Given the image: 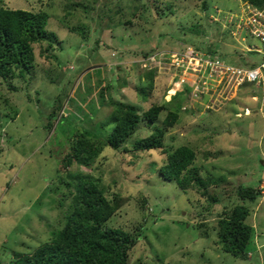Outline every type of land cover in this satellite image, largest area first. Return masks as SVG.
I'll use <instances>...</instances> for the list:
<instances>
[{"label":"rangeland","instance_id":"obj_1","mask_svg":"<svg viewBox=\"0 0 264 264\" xmlns=\"http://www.w3.org/2000/svg\"><path fill=\"white\" fill-rule=\"evenodd\" d=\"M204 2L209 10L202 9ZM214 7L221 10L218 24L209 21ZM235 7L236 0H0V8L46 13L45 29L54 34L51 42L33 46L29 74L0 78L4 264L13 262L12 250L34 249L62 228L80 172L98 179L109 203L120 202L106 226L138 237L130 264H264V84L231 94L211 90L192 97L193 104L180 96L179 111L178 100L170 102L184 85L181 78L194 80L197 45L216 48L233 65H241L243 51L245 60L261 59L245 52L260 46L257 40L242 42L244 35H231L234 27L221 23ZM185 61L186 72L178 66ZM195 83L187 86L189 95L196 93ZM112 102L132 104L140 115L163 104L179 113L163 143L169 151L188 146L196 153L191 172L181 178L185 188L159 176L167 162L164 150L133 149L153 133L144 122L124 149L104 147L91 168L73 163L59 169L76 136L88 131L96 141L111 133L114 124L105 122L115 110ZM242 185L261 191L256 201H245L246 222L253 227L245 260L225 254L216 236L223 210L242 204L236 191Z\"/></svg>","mask_w":264,"mask_h":264},{"label":"trees","instance_id":"obj_2","mask_svg":"<svg viewBox=\"0 0 264 264\" xmlns=\"http://www.w3.org/2000/svg\"><path fill=\"white\" fill-rule=\"evenodd\" d=\"M248 1L259 9L264 8V0ZM202 9H208L206 2L202 4ZM236 9L237 7L233 10ZM215 11L217 7H214ZM47 19V14L44 12L34 13L0 8V78L13 80L16 76L24 78L30 73L35 59L33 46L45 40L51 42L54 38V34L45 29ZM209 21L216 24L210 17ZM200 33H204L203 30ZM197 46L200 48L199 45ZM211 50L209 47L207 51L211 52ZM150 71L146 70V75L152 82L154 73ZM188 83H185L170 101L178 100L174 106L177 111L180 110L182 104V98L177 99L178 97L184 96L183 101L192 99L187 93ZM141 93L146 94V91L142 89ZM143 98L146 100L147 96L143 95ZM112 103L115 110L105 125L113 123L114 127L107 138L95 141L90 138L88 131L79 134L76 136L75 143L70 145L68 153L63 156L60 168H58L65 172L73 163L91 168L104 147L123 148L126 141L136 132V127L144 122L146 125H152L153 133L136 141L133 149L140 152L164 150L168 154L167 162L160 168L159 176L185 188L181 178L184 173L191 172L190 167L196 159V153L188 146L175 147L174 150L169 151L163 143L167 129L172 128L179 118V113L170 109L168 104H163L152 105L140 115L132 104ZM186 107L189 110L193 109L189 105ZM163 113L165 117L160 120ZM155 122L160 123L161 127L155 125ZM59 169L56 173L60 171ZM76 174L78 175H76L75 193L72 197L73 205L64 213L62 228L34 249L12 250L13 262L9 264H130L129 253L137 244L138 237L121 229L106 226L120 202L117 205L116 202L109 203L97 183L98 179L92 174H83V172ZM64 185L67 189L69 188L66 183ZM236 191L242 204L233 206L229 210H223L225 217L218 222L216 236L219 239L218 245H221L225 254L245 260L253 235V227L246 222L250 211L245 201L249 203L256 201L261 191L243 185L238 186ZM204 235L208 236L205 232ZM0 264L4 262L0 260Z\"/></svg>","mask_w":264,"mask_h":264},{"label":"built area","instance_id":"obj_3","mask_svg":"<svg viewBox=\"0 0 264 264\" xmlns=\"http://www.w3.org/2000/svg\"><path fill=\"white\" fill-rule=\"evenodd\" d=\"M237 1V12L230 15L227 18L229 24L234 25L239 34L244 33V37H241V41L244 42L247 39H255L258 41L260 46H250L246 48V53H253V55L261 56L258 61L244 60L243 65H233L227 63L225 59L217 53H212L203 49H197L195 47V56L192 62L198 65V70H194V66L190 69L195 71L193 77L196 81V93L190 94L192 96H206L211 90H229L230 92L236 91L243 84H256L259 85L264 80V8L259 9L253 6L248 0H236ZM217 15L212 17L213 21H217V17L220 13L216 11ZM252 47L254 49H252ZM243 54V55H242ZM244 56V52H242ZM241 56V57H242ZM179 60L178 57H175ZM244 58V57H243ZM161 59L166 63L168 60L166 54H161ZM190 58H187L189 60ZM247 62V63H246ZM186 61L178 66L181 71L186 70ZM188 66V65H187ZM185 79V80H184ZM186 82V78L183 77L179 80L181 84H192L193 79ZM221 82L219 85L218 83ZM190 86V85H189ZM191 87V86H190ZM206 90V92H201ZM200 91V92H199ZM214 104L207 105V109H212ZM247 110V109H246ZM249 113V112H246Z\"/></svg>","mask_w":264,"mask_h":264},{"label":"clouds","instance_id":"obj_4","mask_svg":"<svg viewBox=\"0 0 264 264\" xmlns=\"http://www.w3.org/2000/svg\"><path fill=\"white\" fill-rule=\"evenodd\" d=\"M236 7H237V1H236ZM218 10V9H217ZM220 11V13H219V15L221 14V10H219ZM237 12V9L236 10H232V11H227V15L223 18V19H221L222 20V22L221 23H225V25L229 28V30L231 31L232 30V28L234 27V25H232V24H229L228 22H227V18L230 16V15H232V14H234V13H236ZM216 15H217V12H216ZM216 15H212V17H214V16H216ZM219 15H218V17H217V21L219 20ZM222 15H223V13H222ZM212 19V18H211ZM213 21V20H212ZM214 22V21H213ZM216 23H219V22H216ZM235 28V27H234ZM231 35H232V31H231ZM238 36V35H237ZM239 37V36H238ZM197 49H201V48H198V47H196ZM203 50H206V49H203ZM207 51V50H206ZM244 52V51H243ZM239 53H241V52H239ZM239 56H240V58L242 59L241 61H239V63L241 64V65H243L244 63V60H245V57L243 58V57H241L242 55L241 54H239ZM260 84H264V82H261ZM259 84V85H260ZM243 85H256V84H248V83H246V84H243ZM243 85H241L240 87H242ZM239 87V88H240ZM239 88L236 90V91H238L239 90ZM191 96V98L193 97L192 95H190ZM190 98V99H191ZM255 98V97H254ZM185 100V99H184ZM191 104H193L192 103V100H191ZM245 110V113H246V111L248 110V108L247 107H245L244 108ZM247 109V110H246ZM206 110H212V109H207L206 108ZM248 114H250V113H248Z\"/></svg>","mask_w":264,"mask_h":264},{"label":"crops","instance_id":"obj_5","mask_svg":"<svg viewBox=\"0 0 264 264\" xmlns=\"http://www.w3.org/2000/svg\"><path fill=\"white\" fill-rule=\"evenodd\" d=\"M223 25H224V24H222V28H223ZM226 27H227V26L225 25L224 28H226ZM227 28H228V27H227ZM234 33H235L236 35H238V36H240V35H244V33L239 34V31H237L236 28H234V31L232 32V34H234ZM235 39H236V38H235ZM211 49H212V50H211L212 53H217V55L220 56V54H219V52L216 50V48L211 47ZM221 57H222V56H221ZM223 58H224V57H223ZM224 59H225V58H224ZM225 61H226V59H225ZM220 83H221V82H219L218 85H219ZM219 86H224V85H219ZM221 90H222V89H221ZM219 91H220V90H219ZM231 93H232V92H230V94H231ZM236 95H237V94H236ZM252 98H254V97H252ZM256 98H257V97H255V99H256ZM1 189H2V188H0V190H1Z\"/></svg>","mask_w":264,"mask_h":264}]
</instances>
